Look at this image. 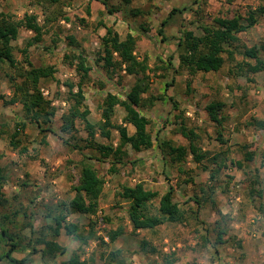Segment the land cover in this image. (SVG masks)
<instances>
[{
    "label": "rangeland",
    "instance_id": "1",
    "mask_svg": "<svg viewBox=\"0 0 264 264\" xmlns=\"http://www.w3.org/2000/svg\"><path fill=\"white\" fill-rule=\"evenodd\" d=\"M259 8H264V0H62L58 4L0 0V14L14 20L35 15L44 30L43 41L31 47L34 33L21 30L12 43L18 69L4 65L0 72V174L6 180L0 193V231L20 243L15 258H29L28 264H62L78 253L89 264H264V71L252 75L240 70L245 63L256 64L244 56L247 49L259 50L264 61V15L253 29L239 35L234 56H224L226 63L219 72L192 76L179 62L184 32L200 37L201 27L214 25L216 19L231 20ZM173 10L180 12L170 17ZM136 11L141 15L135 16ZM165 21L164 40L159 30ZM100 23L112 27L122 40L133 35L137 56L148 58L150 90L140 111L151 122L154 147L142 152L125 148L122 164H116L114 156L92 151L84 122L77 120L69 134L63 130L75 101L52 79L40 83L43 96L57 109L46 139L34 125L13 139L24 112L21 104H8L15 92L10 78L21 84L19 76L30 70L27 62H31L34 68H54L61 83H77L76 66L82 56L91 68L84 105L98 130L96 142L119 146L118 130H100L102 106L108 94L125 99L137 78L120 68L108 69L100 61L106 38ZM215 103L224 105L216 118L207 110ZM124 118V110L117 107L113 123L132 136L135 129ZM183 125L196 133L201 152L177 162L159 146L170 142L188 147L180 133ZM85 164L92 165L105 182L98 213L68 210L65 214L68 224L79 227L78 234L92 239L84 245L63 230L57 242L66 253L44 259L40 253L44 247L37 240L43 234L51 238L47 228L54 222L49 216L59 214L74 199L73 187L79 184ZM138 183L161 195L173 187L183 220L134 231L129 202L121 199L120 192ZM158 206L157 201L154 214ZM120 230L123 235L111 241L110 232ZM221 231L223 244L218 243ZM143 242L150 249H142ZM151 248L158 253L151 254ZM8 249L0 243V256ZM117 251L121 254L111 258Z\"/></svg>",
    "mask_w": 264,
    "mask_h": 264
},
{
    "label": "trees",
    "instance_id": "2",
    "mask_svg": "<svg viewBox=\"0 0 264 264\" xmlns=\"http://www.w3.org/2000/svg\"><path fill=\"white\" fill-rule=\"evenodd\" d=\"M52 4H58L62 0H49ZM100 1V0H94ZM107 6V3H105ZM113 11L110 13L112 14ZM179 10H173L172 17ZM135 16L141 15V11L134 12ZM264 15V8H259L254 11H249L246 16H237L231 20L216 19L212 26H202V36L198 37L194 32H184L183 37L179 40V62L182 68L187 69L190 75L198 73H217L225 65V55L234 56L232 49H236L239 43V35L249 32L259 22V16ZM168 22L162 24L159 30V35L165 40L164 28ZM106 30V38L104 39V46L100 61L105 63L108 69L115 70L120 68L126 72L127 75L137 78L136 84L131 88L125 99L120 98L114 94H108L102 106L103 124L100 130H118L121 135L120 144L116 148L113 145H102L96 142L97 128L90 120V111L85 107V83L88 80L91 68L87 65V60L84 57L79 58L76 71L80 76L79 82L68 80L61 83L55 78L56 71L52 67L48 68H34L31 62H27L30 70L20 74L22 79L21 84H17V80L10 78L14 85V97L8 104H21L24 112V120H22L17 127L19 128L13 139L17 138L21 132L25 131L27 126L34 125L40 134L50 132L49 124L55 117L57 109L52 106V102L48 101L41 92L40 83L45 79H52L57 82L59 86L66 88L71 99L75 101L74 107L70 114L65 117L63 130L66 133L75 131V123L80 120L86 124L88 130V148L92 151L98 152L104 157L116 158V164H122L126 156L125 148L131 147L136 152L150 150L154 147L155 142L152 134L149 131L151 122L141 113L140 109L144 106V95L150 90L148 82L149 64L148 58L140 59L136 54L137 39L129 34L125 40H122L117 32L112 27L100 23ZM21 30H27L34 33V38L29 42L31 47L33 44L41 43L44 37L43 27L35 15H25L22 20H14L10 17H5L0 14V72L4 65H8L13 69H18L17 62L13 56L12 43L18 40ZM143 33H147V29L142 28ZM263 50V49H262ZM259 50L254 48L247 49L244 56L255 60L256 64L251 65L245 63L241 67L242 73L256 75L264 71V61L260 58ZM120 107L125 112L124 123L132 125L135 133L130 136L127 130L122 126L115 125L113 118L116 108ZM83 108V109H82ZM223 104H211L207 110L215 118L221 115ZM219 124L223 122L219 121ZM180 133L189 141V146L175 147L170 142H162L160 148L166 155L177 162L184 161L189 155L197 157L201 150L197 146V135L193 130H189L185 125ZM110 134H108L109 137ZM46 135L44 136V140ZM44 143H46L44 141ZM238 167H243L237 164ZM5 177L0 174V193L5 185ZM105 182L100 178L96 169L89 164H85L81 170V177L79 184L73 187L75 193L74 199L70 204L62 208L59 214L49 216L54 222L53 226H48V231L51 232V238H45L44 234L41 239L37 240L38 245L44 248L40 253L44 259L49 258L55 260L58 255H64L66 248L61 246L57 239L61 236L62 231H66L68 236H74L84 245L92 239L88 240L82 235L78 234L79 227L75 224L67 223L68 210L73 214L82 215H96L99 210V201L103 194ZM122 200L129 202L128 217L134 231L154 230L166 223H178L183 220L181 216V208L175 202V189L170 187L169 190L161 195L159 192L149 190L143 183H138L134 187L124 186L120 192ZM159 202L157 213L154 214L152 209L156 202ZM32 227V226H31ZM123 235V232H110L109 239L115 242ZM225 232L221 231L218 243H225L223 237ZM4 242L9 249L0 256V262H7L8 264H28L29 258L17 259L14 253L19 249L20 243L10 236L7 231H0V243ZM150 249V244L143 242L142 249ZM35 252H39L37 249ZM151 254H157L156 248H151ZM121 254L117 251L111 254V258L115 259ZM62 264H89L82 260L81 256L76 253L71 259Z\"/></svg>",
    "mask_w": 264,
    "mask_h": 264
}]
</instances>
